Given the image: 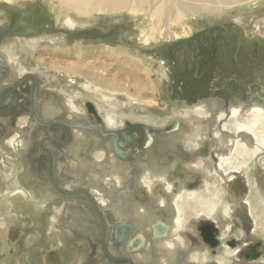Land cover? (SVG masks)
I'll use <instances>...</instances> for the list:
<instances>
[{"label":"rangeland","instance_id":"374dc122","mask_svg":"<svg viewBox=\"0 0 264 264\" xmlns=\"http://www.w3.org/2000/svg\"><path fill=\"white\" fill-rule=\"evenodd\" d=\"M31 8L29 25L24 12ZM0 32L4 34L0 94L32 74L39 84L38 105L43 102L53 112L39 113V118L66 122L75 136L68 145L67 128L44 125L35 118L32 80L1 101L0 264H131L112 259L104 247L111 256L134 264H222L223 256L229 259L224 254H231L232 264H237L228 242L242 237L246 238L243 245L261 243L260 263L264 264V119L257 120L249 112L253 104H264V48L254 68L247 65L243 78L232 72L219 78L211 98L207 88L189 78L196 49L185 43L221 34L248 52L249 44L264 43V0L192 12L169 21L157 9L80 16L56 0H27L25 7L0 0ZM113 35L120 41L110 38ZM173 44H178L172 49L180 63L178 78L183 87L200 95L197 99L174 92L167 52ZM225 53L222 50L219 56ZM5 56L10 66L3 63ZM256 68L251 81L247 77L254 76ZM93 74L111 81L94 83ZM212 99L221 100L222 106L202 104ZM241 103L243 112L235 114L232 107ZM129 123L156 132L129 131L133 153L122 176L113 170L121 167L120 162L104 171L116 155L112 137L105 134L125 130ZM21 142L27 144L25 148H20ZM49 152L59 187L85 190L95 202L54 186ZM213 152L222 158L225 172L209 168L206 159ZM188 167L190 180L172 184L176 182L170 178L172 171ZM134 169L141 173V182L129 189ZM150 189L161 190V196H152ZM123 192L132 196L118 207ZM139 195L145 200H139ZM162 200L175 209V217L158 205ZM187 204L193 210H178ZM205 204L209 208L203 212ZM144 208L147 213L142 216ZM210 220L224 236L219 246L204 240ZM124 222L133 228L126 241L118 243L114 233ZM159 222L171 225L164 247L156 243L157 228L163 230Z\"/></svg>","mask_w":264,"mask_h":264},{"label":"flooded vegetation","instance_id":"af4514ba","mask_svg":"<svg viewBox=\"0 0 264 264\" xmlns=\"http://www.w3.org/2000/svg\"><path fill=\"white\" fill-rule=\"evenodd\" d=\"M22 15H24V13H22ZM25 17H27V16H25ZM27 18H29L28 21H30L29 25L32 24L33 18L31 16L27 17ZM17 30H21V28H18ZM1 38H4V34H0V40H1ZM180 43H182V42H180ZM185 43H188V48L191 47V49L192 48L196 49L194 51L195 52V59H194V66L192 67L193 71L190 73L189 78L192 81V83L194 82V84L196 83L202 87L207 88L208 89V96L211 98H215L214 96H212L213 94H211L210 92L212 91L213 84L219 78H226V76H229V74H228L229 72H232L233 74H238V77L243 78V74H245L244 73L245 68H248L249 66L254 68V66L256 65L255 60L257 57H259L258 55L260 54V50H262L261 47L264 48V43L259 40L257 42L255 41L254 43H252V45L249 44L248 45V47H249L248 52H244L242 50V46L240 44L239 45L237 44L234 46L232 44V43H234L233 41L226 40L225 37L222 36L221 34L208 35V36L205 35V37L201 36L200 39H197V40L194 39L192 41H185ZM177 46H178V44L170 45V46H168V51H167L169 53V55H168L169 58H171V60H172L170 66H171V69L173 71L172 75H173V78L175 81L173 83L174 84V92H175V94H177V96H179L181 98L185 97V98H189V99L190 98L191 99H197L200 95L197 93H191L189 88L183 87L184 83L180 80V78H178V74L180 73V71H179V67H180L179 64L180 63H178L177 59L175 58V55H174L175 50H174V52L172 50L173 48H175ZM232 46H234L236 48L233 49V53L231 55V58L229 59L228 55H230L229 52H230V48ZM222 50H224V52H226L225 57L224 56L221 57L222 54H221V56H219V53ZM3 63L8 64L9 66L11 65L10 59L8 58V56H5V58H3ZM247 65H248V67H247ZM9 66H7V67H9ZM258 70L259 69L256 68V71L255 72L253 71L254 76H250L251 75L250 74L249 75L250 77L248 76L247 78H249V80L252 81L255 78V73H257ZM28 80H32L33 84H34L32 112H33L34 116L37 115V117L39 118L38 114L40 112L37 110V109H39L38 102L40 100L39 84H38L37 78L35 76H33L32 74H27V75L23 76L18 82H16L13 85L5 88L0 94V103L5 98V96L7 94H9V92H11L12 90H16L17 88H19L21 85H23ZM233 98H235V96H233ZM212 100H218L221 102V105H222L221 100H219V99H212ZM242 101H243V99H242ZM244 101H245V99H244ZM89 105H88V109H89L90 113L94 114L93 112H91ZM93 109L95 110L94 107H93ZM95 112H96V110H95ZM55 120H57V119H55ZM97 121H98V125H99L100 122L98 119H97ZM61 122H63V121H61ZM101 122H102V120H101ZM63 123L67 124L66 122H63ZM56 126H61V127L67 128V130L69 131L68 145L73 144L74 138H75L73 127L71 126V128L73 130V133H72L73 135H72L68 127H66L64 125H56ZM103 127L104 126H102V127L99 126V129L100 128L103 129ZM118 131H123V130H116V131H112V132H118ZM124 131L129 133L128 127ZM97 132L99 134L101 133L99 131H97ZM132 136H133V134H132ZM111 137L113 140V136H111ZM52 141L54 143H56L57 145H62L60 142H57L55 140H52ZM132 143H133V141L131 142V145L129 147L131 148V151L133 153V150L131 147ZM112 148H113V146H112ZM47 149L49 150V148H47ZM113 150H114V148H113ZM124 151H126V149ZM114 152H115V150H114ZM131 155L128 156L127 158H123L121 156H118L116 153L115 156L117 159H119V158L122 159V160H120V159L119 160L121 162H123L124 165L126 166L127 160L131 157ZM49 157H50L49 158V176H50L51 182L54 184V186H56V188H58L59 185L55 182V179H54L53 154L51 152H49ZM60 189L61 188L59 187V190ZM61 190H63V189H61ZM66 191H68V190H66ZM83 191H85V190H83ZM81 195H83V194H81ZM243 207H245V205H243ZM213 222L210 220L211 225L207 226L204 229L203 236H204V240H205V234L204 233L207 231V229L212 228L213 231L211 232V234L206 235V238L208 241L205 240V242L214 247V246H219L221 244L224 236H222L223 235L222 231H220ZM126 223L124 222V224H122V225H125ZM132 228H133V225H132ZM220 235L222 236V240H220ZM244 240H246V238L242 237V238H239L237 240H232L231 242H228L229 245L234 248V250H235V248H237L239 245L242 244L240 247L241 248L240 255L243 257V260L236 259V263L237 264H248V263L249 264H262V263H260V261L262 259L261 252H260L261 243L258 242L257 244H255V243L249 241V244L243 245ZM224 255H228L229 258L232 257L231 254H224ZM245 261L247 263H245ZM233 262L234 261L232 260V263Z\"/></svg>","mask_w":264,"mask_h":264},{"label":"bare ground","instance_id":"6f19581e","mask_svg":"<svg viewBox=\"0 0 264 264\" xmlns=\"http://www.w3.org/2000/svg\"><path fill=\"white\" fill-rule=\"evenodd\" d=\"M56 1L58 3H60L65 9L73 10L77 15H80V16H88V15H91L95 12H119V11H123V10H127V9L134 10V11H140V10H145V9H148V10L157 9L158 14L160 16L166 18L169 21L172 19H180L181 17L186 16L192 12H206V11L214 12L215 10L217 11L218 9H221L223 7H229V6H233V5H237V4H247V3L249 4V3L255 2L257 0H56ZM26 2H27V0H11V3L14 4L15 6H18V7H25ZM32 9L33 8L25 9L24 13L27 17L32 16V14H33ZM110 38H112L113 40L120 41L119 38L114 36V35L111 36ZM93 75H94L93 76L94 79L93 78L92 79H93L94 83H98V84L103 83L104 84L105 82L108 83L109 81H111L110 79L103 78L100 75H97V74H93ZM49 100L52 102V100L54 101V98L50 97ZM54 102L56 103V101H54ZM209 102H212L213 105L216 107L222 106L221 102L218 100H210V101H206L205 103H202V104L204 106H206V104ZM243 108H245L244 103H241L240 107H235V106L232 107L233 112L235 114H237V112H241V111L243 112ZM249 110H250L249 112H251V113L253 112L256 114L255 118L257 120H260L262 118L264 119L263 113H262L264 111V104L263 105L262 104H253L252 108H250ZM38 111L43 115H47V116L53 115L51 107L46 105L43 102H41L39 104ZM50 120H53V119H50ZM100 130H101V128H100ZM100 130H99V132H100ZM0 131H2V127H0ZM30 132H28V135H30ZM141 132H146V130L141 131ZM96 138H98V136H96ZM150 143L151 142L149 141L148 145ZM26 145H27L26 143L21 142L20 148L21 149L25 148ZM209 153H210V149H209ZM206 160H208V165H209L210 169H214L215 171L217 169L222 170V167H221L222 158H220L218 153L213 152L212 154H209V158ZM117 162L121 163V167L114 169L113 166ZM124 167H125L124 163L121 162L119 159H117L114 154H112L111 163L105 165L104 171H107V170L113 168V170L115 172L114 174L122 176L121 172H123L125 170ZM189 171H191V168H189V167L187 168V170H185V169L181 170L180 169V170L172 171L173 173L170 174L171 175L170 178L173 180H176V182H174L172 184H177L179 182V180L182 183L190 180L191 175L189 174ZM223 172H225V171H223ZM132 175H133V177H135V179L132 178V181L130 180L131 184L128 187L129 189H131L133 185L134 186L138 185L139 182H141L142 175L140 172H138L134 169ZM164 175L165 176L167 175L166 171L164 172ZM158 178H159V176H158ZM136 181H138V183ZM185 187H187V186H185ZM150 193L152 196H155V197L161 196V190H159V189L158 190L150 189ZM122 195L123 196L120 197V199L116 203V205H118V207L122 206L124 204V201H125L124 199L130 198V196H132L131 194H127L126 192H123ZM138 199L139 200H142V199L145 200L143 195H139ZM167 201L162 200L159 202L158 205H161L162 207H166L165 213L167 216L175 217V209L172 207H169L168 206L169 202H167ZM195 206H196L195 209H197L199 207L196 204H195ZM208 206H209V204H205V206H203L204 208L202 206H200V207H202L201 211L205 212V210H207V208H209ZM190 207L193 210L194 207L191 204H187V205H185V207L183 205H181V208L178 207V210L183 211L184 208H187L189 210ZM146 213H147V209L144 208L141 210L140 214L143 216V215H146ZM240 219L241 220L244 219L243 215L240 216ZM158 225L160 228H163V230L157 228L156 243L160 247L161 246L164 247L165 245H167L169 238L171 237L170 236L171 235V225L168 226L167 224H164L162 222H159ZM245 225H247V224H245ZM249 232H250V230H249ZM170 249L173 250V248H170ZM240 251H241L240 247L235 248L233 255L236 259L243 260V257L240 255ZM245 263H247V262L245 261Z\"/></svg>","mask_w":264,"mask_h":264},{"label":"water","instance_id":"95a60500","mask_svg":"<svg viewBox=\"0 0 264 264\" xmlns=\"http://www.w3.org/2000/svg\"><path fill=\"white\" fill-rule=\"evenodd\" d=\"M89 108L91 110V112H93L97 119L99 120V126H103V122H101V119L99 118V116L97 115V113L95 112V110L93 109V106L90 104ZM35 118H37V120L44 125H64L66 127L69 128L71 134L73 133V130L71 128L70 125L65 124L61 121L58 120H50V119H40L37 117V115H35ZM145 127V128H144ZM144 128V129H143ZM144 130H149V133L151 134H155V130L154 129H148V127H146V125H134L129 123L128 124V131H133V132H141ZM73 135V134H72ZM106 136H113V140H112V146L115 150V152L117 153L118 156H121L123 158H127L128 156H130L132 154L131 148L129 147L131 145V141L132 138L131 136H129V134L126 131H118V132H107L105 134ZM126 149V151H124ZM58 187V186H57ZM59 189V187H58ZM61 190V189H60ZM64 193L67 194H71V195H86L88 196L93 202H95L93 196L87 192V191H83V190H74V191H66V190H61ZM132 225L130 223H126L125 225H120L116 227L115 233H114V237L115 239L118 241V243H123L124 241H126L127 239V235L128 232L131 230ZM213 231L212 228L207 229V231L204 233L205 234V240H207L206 235L211 234V232ZM106 253L114 260L116 261H129L131 264H134L133 260L131 259H124V258H117L114 256H111L107 250V248H105Z\"/></svg>","mask_w":264,"mask_h":264},{"label":"crops","instance_id":"0c3cea01","mask_svg":"<svg viewBox=\"0 0 264 264\" xmlns=\"http://www.w3.org/2000/svg\"><path fill=\"white\" fill-rule=\"evenodd\" d=\"M0 34H1V32H0ZM220 261H221L222 264H224V263H226V264H232L231 258L228 259L225 256H223V258H221Z\"/></svg>","mask_w":264,"mask_h":264}]
</instances>
